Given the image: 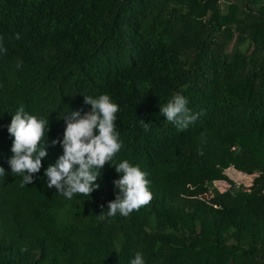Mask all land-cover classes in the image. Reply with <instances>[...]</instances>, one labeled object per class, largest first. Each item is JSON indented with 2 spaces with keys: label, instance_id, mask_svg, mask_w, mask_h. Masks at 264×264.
Here are the masks:
<instances>
[{
  "label": "trees",
  "instance_id": "obj_1",
  "mask_svg": "<svg viewBox=\"0 0 264 264\" xmlns=\"http://www.w3.org/2000/svg\"><path fill=\"white\" fill-rule=\"evenodd\" d=\"M0 38V264H130L136 251L146 264H264V0H0ZM101 94L119 105L123 147L91 196L68 200L47 187L63 154L51 141ZM175 94L202 113L184 131L160 114ZM21 105L50 128L24 187L8 164ZM123 160L154 198L107 217ZM230 167L257 175L251 187Z\"/></svg>",
  "mask_w": 264,
  "mask_h": 264
},
{
  "label": "clouds",
  "instance_id": "obj_2",
  "mask_svg": "<svg viewBox=\"0 0 264 264\" xmlns=\"http://www.w3.org/2000/svg\"><path fill=\"white\" fill-rule=\"evenodd\" d=\"M16 38L19 39V35ZM0 52H7L2 43ZM83 97L84 103L90 105L91 110L83 114L79 110L70 112L64 117L66 127L63 139L51 141V146L59 144L62 147L63 154L55 164H50L44 170L47 187H55L58 193L68 200L75 194L91 196L99 188L95 182L101 170L106 164L110 165L123 147L116 129L119 105L114 103L108 94H101L97 98ZM187 104L184 96L175 94L160 108V114L179 131H184L202 114H193ZM140 122L147 131L149 123L143 120ZM7 131L14 138L8 164L12 175L23 177L21 187H24L34 182V175L41 171L42 160L48 155L46 148L49 145L45 137H48L50 131L49 120L27 113L21 105L12 116ZM113 167L121 176L113 181L119 192L107 205V217H115L117 214L128 217L134 210L138 211L154 198L150 191L148 174L139 165H133L128 160H123ZM5 174V170L0 167V176ZM104 212L97 217L104 219ZM130 264H146L144 254L136 251Z\"/></svg>",
  "mask_w": 264,
  "mask_h": 264
},
{
  "label": "rangeland",
  "instance_id": "obj_3",
  "mask_svg": "<svg viewBox=\"0 0 264 264\" xmlns=\"http://www.w3.org/2000/svg\"><path fill=\"white\" fill-rule=\"evenodd\" d=\"M225 1L230 2L232 0H225ZM233 44H234V41L230 44L229 50L232 48ZM242 49L244 50V47H242ZM225 174H227L234 181V184L236 185V187L241 186L244 188H250L253 183L254 178L257 176V175H250V176L243 175L242 173H238L233 167L228 168L225 171ZM223 184H224V187L222 188L223 191L227 190L229 185L226 183H222V185ZM214 185L216 187V185L219 186L221 185V183H218V184L215 183Z\"/></svg>",
  "mask_w": 264,
  "mask_h": 264
}]
</instances>
